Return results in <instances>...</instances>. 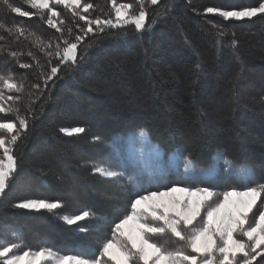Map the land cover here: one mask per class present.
<instances>
[{"label":"trees","instance_id":"1","mask_svg":"<svg viewBox=\"0 0 264 264\" xmlns=\"http://www.w3.org/2000/svg\"><path fill=\"white\" fill-rule=\"evenodd\" d=\"M81 2L94 5L89 13H83L90 18L112 14L110 0ZM121 2L135 0H117ZM166 2L147 5L148 19L155 18L156 23L142 39L124 36L120 29L111 30V35L108 30L98 35L89 33L77 49L78 57L87 53L83 62L72 70L62 66L47 87L36 60L27 53L32 52L43 70L50 71L58 61L46 57L34 41L40 37L42 43L51 41L55 46L61 33L50 28L39 10L25 0L10 3L32 13L27 17L12 13L0 3V25L13 29L9 33L0 27V74L12 73L16 81H24L20 108L29 121L27 138L15 146L19 170L0 196V243L11 240L12 232H16L29 248L46 244L61 252L95 249L97 240L109 235L112 221L123 213L134 190H151L128 183L122 175L111 180L93 173L95 165L120 172L112 149L116 137L144 133L165 157L179 155L206 169L220 156L233 166L247 167L253 174L250 183L264 181V19L223 21L203 12L209 6H255L258 0H174V7L165 15ZM50 7L65 21L58 24L65 29L64 35L68 27L82 35L77 25L84 26V21L72 17L62 5ZM43 11L45 18L50 15ZM157 12L162 15H155ZM59 18L53 20L58 23ZM209 21L221 24L229 33L223 37L228 43L219 50ZM14 26L23 27L27 38L16 34ZM231 33L238 42L235 52L229 46ZM9 51L22 54L14 59ZM237 52L243 71L239 96L234 97L232 80L241 68ZM17 60L32 67L22 69ZM197 62L202 70L195 67ZM33 84H39L40 89ZM6 121H15V116L0 113V122ZM76 126L86 131L77 136L59 131ZM95 136L100 140L94 141ZM229 181L216 191L238 186L235 180ZM178 182L174 183L177 187L181 185ZM28 199L59 201L62 206L51 212L13 206ZM82 210L93 213L91 219L78 222L86 232L61 219ZM153 239L172 246L162 237ZM262 260L264 257H258L255 264Z\"/></svg>","mask_w":264,"mask_h":264},{"label":"snow or ice","instance_id":"2","mask_svg":"<svg viewBox=\"0 0 264 264\" xmlns=\"http://www.w3.org/2000/svg\"><path fill=\"white\" fill-rule=\"evenodd\" d=\"M0 3L19 16L32 15L21 10L19 6L12 5L10 0H0ZM25 3L39 10L41 19H46L50 28L61 33L56 38L60 43L55 46L51 41L42 43L40 37H36L34 41V46L39 47L46 57L58 61L57 64L51 65L49 60L50 71L43 70L44 66L32 52L27 53L36 60V67L40 69L39 75L43 77L44 86L47 87L49 82L59 75L62 66L72 70L83 62L87 53L78 57L77 49L89 33L98 35L108 30L111 35V30L120 29L124 30V36L138 35V38L142 39L144 33L150 32L152 25L156 23L155 18L149 21L147 5H158L160 0H135V3H117V0H110L112 14L91 18L83 13H89L94 9V5L89 2L82 3L81 0H25ZM50 4L62 5L72 17L84 21V26L77 25L82 35L74 34L71 27L66 29L67 35H64L65 29L58 24L63 25L65 21L59 18L60 13L50 7ZM163 7V14L166 15L174 7V0H167ZM43 10H47L50 15L45 18ZM203 12L205 15L218 16L223 21L250 22L255 18L264 19V0H258L255 6L242 8L209 6ZM155 15L162 13L157 12ZM54 17L59 18L58 23L53 20ZM209 23L215 29V43L219 50L223 44L228 43L223 37L229 33L221 24L211 21ZM0 27H4L9 33L13 31L6 25ZM14 29L16 34L27 38L23 27L14 26ZM28 35L34 34L29 32ZM231 35L233 39L229 46L235 52L238 42L234 38L235 33ZM21 54L17 51L8 52L14 59ZM236 58L240 60L238 52ZM17 63L22 69L32 67V64L27 62L17 60ZM240 63L241 68L232 80L234 97H238L240 93L243 61L240 60ZM195 67L202 70L199 62ZM32 87L40 89L41 86L33 84ZM24 92L23 80L16 81L15 74L12 73L0 74V113L15 116V121L0 122V196L5 194L20 167L15 146L18 141L27 138L29 121L27 115H21L20 108V102L23 100L21 94ZM29 99L31 100V93ZM30 107L31 103L29 109ZM200 111L203 113L204 109L201 108ZM59 131L66 136H77L86 129L80 126L61 127ZM93 140L99 141L100 137L95 136ZM190 165L189 161L186 170ZM92 171L111 180H116L122 175L121 172L102 165L93 166ZM241 171L246 178L250 179L253 175L250 170ZM174 193L184 194L183 198H176ZM232 197L236 199L232 200ZM13 206L51 212L62 205L59 201L28 199ZM92 216L91 211L82 210L74 215H63L61 219L68 225H77L79 232H86L87 228L78 222L89 220ZM11 236V240L5 239L0 243V264H255L258 257H264V181L246 183L239 189L234 187L222 192L214 190L211 185L170 186L163 191L134 190L123 213L112 221L109 235L98 239L95 249L61 252L46 244L29 248L24 245L18 233L12 232ZM153 237L171 241L172 246H165ZM260 264H264V260L260 261Z\"/></svg>","mask_w":264,"mask_h":264},{"label":"rangeland","instance_id":"3","mask_svg":"<svg viewBox=\"0 0 264 264\" xmlns=\"http://www.w3.org/2000/svg\"><path fill=\"white\" fill-rule=\"evenodd\" d=\"M140 134L116 137L112 143L113 153L117 158L123 179L128 183H137L138 188L163 191L167 187L178 185V181H181L179 187L211 185L214 190H217L222 189L227 182H232L229 180L233 179L238 186L231 185L229 187L231 190L234 187L239 189L251 182L241 171L242 169L249 170L247 167L233 166L220 156L215 158V163L209 168H197L191 164L186 170L187 160L179 155L165 157L163 152L150 142L147 135L143 133L144 135L141 136ZM183 195L182 193L173 194L176 198H183Z\"/></svg>","mask_w":264,"mask_h":264}]
</instances>
